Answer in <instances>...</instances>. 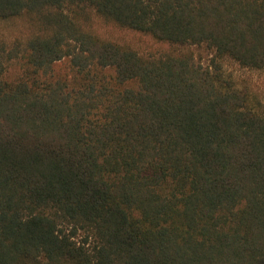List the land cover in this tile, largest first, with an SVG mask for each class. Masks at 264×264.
I'll list each match as a JSON object with an SVG mask.
<instances>
[{
    "label": "trees",
    "instance_id": "1",
    "mask_svg": "<svg viewBox=\"0 0 264 264\" xmlns=\"http://www.w3.org/2000/svg\"><path fill=\"white\" fill-rule=\"evenodd\" d=\"M18 18L0 264H264V0H0Z\"/></svg>",
    "mask_w": 264,
    "mask_h": 264
},
{
    "label": "rangeland",
    "instance_id": "2",
    "mask_svg": "<svg viewBox=\"0 0 264 264\" xmlns=\"http://www.w3.org/2000/svg\"><path fill=\"white\" fill-rule=\"evenodd\" d=\"M90 29H96L99 33L109 36L112 38H116L119 40H126L128 43L135 44L136 47L140 51H147L154 45V42L150 39L145 37L144 40L140 39V36L131 33L125 32L123 30H119L120 28L112 25L111 23H107L102 21L97 17H93L88 24ZM30 29L28 26V22L24 18H18L11 22H0V35L6 38H13L15 36H21L22 30ZM196 54L203 56L205 60L207 55L209 54L208 51L204 49L196 48L194 49Z\"/></svg>",
    "mask_w": 264,
    "mask_h": 264
}]
</instances>
